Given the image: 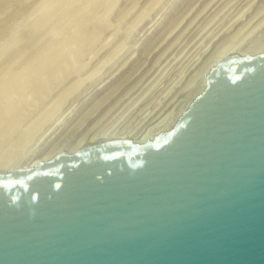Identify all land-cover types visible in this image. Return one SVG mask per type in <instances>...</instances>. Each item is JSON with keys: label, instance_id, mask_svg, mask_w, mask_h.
I'll return each instance as SVG.
<instances>
[{"label": "water", "instance_id": "obj_1", "mask_svg": "<svg viewBox=\"0 0 264 264\" xmlns=\"http://www.w3.org/2000/svg\"><path fill=\"white\" fill-rule=\"evenodd\" d=\"M0 264H264V52L152 140L0 172Z\"/></svg>", "mask_w": 264, "mask_h": 264}, {"label": "rangeland", "instance_id": "obj_2", "mask_svg": "<svg viewBox=\"0 0 264 264\" xmlns=\"http://www.w3.org/2000/svg\"><path fill=\"white\" fill-rule=\"evenodd\" d=\"M1 1H5V0H0V2ZM13 1H16V2L13 3ZM31 1L33 2V4ZM43 1L36 0L35 2V0H19V1L10 0L9 2L8 0V3L10 6L7 5V7L4 2H1L2 5L3 3L5 5L4 6L5 8H3L2 6L3 9L1 8V5H0V8L2 9L0 11V22H2L3 19L6 21L5 18L7 17L5 16H8V14L12 13L11 11L20 10L22 11V14H23L17 17L18 18L17 20L19 21L16 20V22H13L15 20L14 19L13 21H11L13 24L8 23L9 27L6 28L7 30L6 33L3 32L4 35L2 34V32H0L1 35H3V36L0 35L1 37L0 38L1 39L0 40V44H1L0 45V91H1V95H3L2 100H0V158H2V160L4 157L6 158L8 156V153L11 151H12L11 153L14 158L12 161H16V160L21 159L23 155L25 156L26 152L28 153L26 156H28L30 153L33 152V149H35L36 151L40 149L41 151H39V153H46L48 152V150L55 148L54 146L57 145L58 142L60 144V141L62 142V140L64 142L68 140L69 141L68 144L71 145V143L73 144L75 141L79 140V138H81L83 134H85L84 132H88L89 129H93V125L96 123L97 119H98L97 123H99L114 108H115L114 111L117 112L118 110L116 109H119L122 103L127 108L129 105L134 103L133 101H136L137 99L142 97L139 100V102L134 106V108L131 110V112L129 111L128 113H125L126 115H124V117L121 119L120 124L119 123L117 124L119 127V128L117 127V129H121V130H123L122 128H125V130L130 129L132 126H135V124L137 123L136 116L138 117V120H139L145 113H147L148 109H151L153 104H155L153 101L156 99L157 95L163 91V89L166 90V89H169V87L171 88L172 86L175 85L174 87H172L174 88L173 89L174 91L171 90V93H173V95L179 92L180 89L183 90L184 89L183 87L185 85L187 88L185 87L186 89L184 90L186 91L188 90L189 93L192 92L193 89L194 90L195 88L197 89L200 84L199 74L201 72L200 71L202 68L201 66H203L204 61L206 62L207 60H210L213 57L211 54H214L215 50L218 51L219 47L222 44L224 45V42L229 40L227 39V37L228 38L231 36L233 37V34L235 33V29L237 30L241 28L243 24L249 21L248 19L250 18H253L252 21L241 32V34L238 35L236 39L235 38L230 39V41L226 42L225 44L229 45L231 41L232 43H234L236 42L237 39H240L243 37L244 44L241 43L243 45L242 46L243 48L241 49H251L252 48V49L261 50V53L264 52L262 51L264 50V23L263 22L262 24L260 23L261 26H259L260 25L259 22H261L262 19H264V4H263L264 0H234L233 2H236V4H234V6L230 10H228L227 8V7H230V4L227 5V7H224L222 12L219 9H221L222 6L228 0L226 1L218 0V2L213 5L214 7L211 5L214 2V0H161L158 4H155L156 6H154V4L153 5L151 4L153 2L151 0H150L151 2L149 0H89L88 3H87L88 0H46L44 1V3ZM100 1L102 5L99 4ZM28 2L29 3L31 2V3L28 4ZM82 2L83 4L81 5ZM114 3L116 4L114 5ZM23 4L24 6L30 7L31 10L30 8L27 9V7L23 9L24 7ZM31 4L34 7L30 6ZM92 5H96V6H92ZM78 6H80V9L78 8L76 10ZM94 7L95 8L97 7V8L95 9ZM242 7L243 9H241ZM93 8L95 10H93ZM206 9L208 10L203 15L204 17L201 16L203 12L206 11ZM233 9L234 11L231 15L238 12L237 15L239 16V14L244 11L243 12L244 15L242 17L243 19L241 18L242 19L241 21L240 19H238V22L235 25H233L231 29L227 30L228 32L232 30L233 28L232 31L228 32L227 34L225 33L219 38L217 35L215 37L216 40L215 39L210 40L211 39L210 34H213L214 30L217 31V29H219L222 25H225L224 28H226L231 23V21L229 22V20L233 21L235 18L238 17L236 15L234 17H231V15H229ZM218 10H219V13L220 12L221 13L220 14L217 13L216 15V12H218ZM80 11H82L81 14H80ZM187 12L189 13L187 14ZM197 13L199 15H197ZM80 15L81 17H85L84 20L79 18ZM212 15L213 17L214 16L215 17L214 18L211 17ZM200 16H201V19L196 24V26H194L195 28L193 27L190 30L191 32H189L186 36H184L185 35L184 32L186 33L187 26L189 27L193 25L198 20V18H200ZM209 16L213 18V21L211 20ZM193 19L195 20L194 22H192ZM209 21H210L209 26H207V28H205L204 31H201L200 34L193 40L194 36L201 30L200 28H203L204 25H206L205 22L208 23ZM134 22H136L137 25ZM191 22L192 24L190 25ZM14 23L16 25H14ZM153 23L154 25L152 27L154 29H152V27L149 28L150 25H152ZM87 24H89V26ZM134 24L136 26H134ZM12 25L14 26L11 27ZM253 25L257 26L256 27L257 29H255L254 31L252 30L254 27ZM131 27H133L134 29ZM84 28L86 32L93 30V29H101L99 36L97 37V40L95 41V43L92 45L91 44L88 45V44H85L83 40L81 42V40H76V39L74 40L75 43H71V40H73V36H74L71 34H76L79 32L81 33V31L84 30ZM208 28H210V31L208 30L209 32L207 31L205 33L203 39L200 38L202 33H204ZM19 30L20 31L22 30L23 32L22 31L20 32ZM126 31L128 34L126 33ZM69 32H71V34H69ZM246 33L250 35L247 36ZM192 35L193 37L191 38ZM124 36L128 40H126ZM190 41L191 43H189ZM135 42H138L139 44ZM217 45H218V48L216 49ZM93 47L95 48V50L99 49V51L95 54L91 51ZM120 47L121 48L123 47L122 50ZM116 51H118L119 53H117ZM89 52L90 53L92 52V53L90 54ZM185 52H188L186 54V57L189 54H191L190 55L191 57H189L190 59L194 56L196 59L199 55H201L199 57L200 59L198 58L199 61L198 60L196 61L198 66L196 65L194 70L190 71V73L188 70L185 76H182L184 74L182 72H181L182 75L180 74V76H176L179 70H181V69H177L176 67L179 68L180 64L185 59V56H184V58L180 60V58ZM108 53L109 54L111 53L112 55L111 54L109 55ZM131 53H134V56L137 55L136 58L133 57V59H130L128 56L131 55ZM106 54H107V57H106ZM233 56L234 55L227 56L226 58L233 57ZM45 58L46 59L48 58L46 60L47 64H43L41 69L37 72L38 74L34 75V73L32 74L29 72L30 75L27 76L28 74L27 72L30 70L31 66L35 65L39 60L41 59L44 60ZM108 58H110V60L107 62L106 60ZM103 59H105L107 64L105 63V66L100 71L98 72L95 71L94 69L95 66H99L101 63H103L104 65L105 61ZM172 60H175V61H172ZM124 63L125 65H123ZM121 64L124 67L123 69L119 68V67H122ZM167 65L170 67L167 68ZM106 66H108L107 69H106ZM81 67L82 69L81 71L79 70L80 71L79 72L78 68H81ZM117 69H119L117 71L118 73L116 72ZM91 70L95 72L91 73ZM96 72L99 74L97 75ZM153 72H154V75L156 74L155 76L153 75ZM87 73L89 74V77L91 76L90 78H92L93 74L95 75L90 80V78L88 79ZM90 73L92 75H90ZM114 74H117V75L114 76ZM84 75L85 76L87 75L86 76L87 78L85 79L82 78V77H85ZM112 75L114 77H111L112 78L111 79L110 76ZM173 77L176 80H173ZM175 77H178V79H180L181 77L182 79L178 81V79ZM80 78H82L84 81L87 79L88 80L87 82L86 81L84 82ZM107 78L110 81H108L105 84L106 86L104 85L102 88L101 87L99 88L98 86H96V84L99 81H101L102 79H107ZM154 79L158 81L161 80V81L158 82L159 84L157 85L156 89L151 90V86L153 84L152 82L155 81ZM82 81L84 83H82ZM171 81L174 84L170 85L169 83H172ZM175 81L178 85L175 83ZM85 83L87 85H85ZM77 84H80L81 86L79 85V87L77 88L76 87ZM91 84L94 85L93 91L95 92H92L93 94L91 93L85 96V99H86L85 100L84 93L91 90V87L88 86ZM114 87L116 88V90ZM148 87L150 88L148 89ZM75 88H77V90H75L76 92L73 91ZM111 88L114 90H112ZM81 90H82V95L80 93L78 94V97H77L76 94L78 92H81ZM70 91L72 92L71 94H69L70 96H68L67 94L70 93ZM147 91H150V92L147 93ZM143 92H144V95L142 96ZM171 93H169V95ZM128 94H130V97L132 94L133 95L131 98L129 97L127 99L126 97L129 96ZM63 95L64 96L67 95V97H64ZM101 96L104 100L103 99L100 100ZM171 96L169 98H171ZM96 101H98L99 103ZM100 102L102 103L100 104ZM98 104L99 106H97ZM123 104H122V107L120 108L121 110L124 106ZM146 104L147 106H143ZM125 106H124V109H125ZM110 107L112 108V110ZM106 109L108 112L106 111ZM55 111H58V112L55 113ZM114 111L113 113H115ZM137 111L139 112L137 113ZM139 113L141 115L140 117H139ZM121 114H118V116ZM133 114L135 115L133 116ZM101 116L102 118H100ZM110 116L111 115H109V117ZM33 120H36V121H33ZM37 120L39 122H37ZM56 121L57 123L62 122V124L59 125L60 127L57 125ZM31 123L33 125H31ZM127 124H129L130 127ZM72 128L74 129V131ZM31 130H32V134L30 137H28L27 133L28 131H31ZM19 131H20V134H18ZM16 134L21 135L22 137L21 136L20 137L22 139L20 140L18 136L17 138L18 140H17ZM36 136L38 137L36 138ZM15 139L18 142L19 140L21 141L19 142L20 146L17 145V141H15ZM27 141H29L28 144H25ZM22 146H25V147L23 148ZM7 148L8 149L12 148L13 150L9 149V152H8ZM35 150L34 152H36ZM3 154L4 155L6 154V156H4ZM24 156L22 158H24ZM2 160L0 159V161Z\"/></svg>", "mask_w": 264, "mask_h": 264}, {"label": "bare ground", "instance_id": "obj_3", "mask_svg": "<svg viewBox=\"0 0 264 264\" xmlns=\"http://www.w3.org/2000/svg\"><path fill=\"white\" fill-rule=\"evenodd\" d=\"M19 1V0H18ZM39 1V0H38ZM43 1V0H42ZM44 1H46V0H44ZM44 1H43V3H44ZM150 1V0H149ZM151 1H153L151 4L153 5L154 4V6H156L155 4H158L161 0H151ZM150 1V2H151ZM219 1H221V0H219ZM226 1V0H225ZM224 1V2H225ZM234 0H228V1H226V3L222 6V8L221 9H219L221 12H222V10L224 9V7H227V5H229L230 4V7H227L228 8V10H230L233 6H234V4H236V2H233ZM1 2H4L5 4H6V7H7V5H9V3H8V0H5V1H1ZM0 2V5H1V8H2V6H3V8H5L4 6V3H3V5H2V3ZM8 4H7V3ZM9 2H10V0H9ZM14 2H16V1H13V3ZM26 2V1H25ZM32 2V1H31ZM30 2V3H31ZM35 2H36V0H35ZM86 2V1H85ZM89 2V0L87 1V3ZM150 2H148V3H150ZM218 2V0H214V2L211 4L212 6L215 4V3H217ZM233 2V3H232ZM238 2V1H237ZM29 2H28V4H30ZM92 3V2H91ZM148 3H147V5H148ZM232 3V4H231ZM250 3V2H249ZM10 4H12V3H10ZM32 4H33V2H32ZM32 4L30 5V6H32ZM37 4V3H36ZM42 4V3H41ZM41 4H39V5H41ZM46 4H47V2H46ZM83 4V2L81 3V5ZM99 4H101V1L99 2ZM116 3H114V5H115ZM146 4V3H145ZM210 4V3H209ZM264 4V3H263ZM38 5V4H37ZM78 5V4H77ZM98 5V4H97ZM102 5V4H101ZM146 5V6H147ZM197 5V4H196ZM206 5H207V3H206ZM205 5V6H206ZM248 5V4H247ZM246 5V6H247ZM256 5V4H255ZM10 6V5H9ZM23 6H24V4H23ZM22 6V7H23ZM29 6V5H28ZM36 6V5H35ZM43 6H44V4H43ZM85 6V5H84ZM91 6V5H90ZM92 6H96V5H92ZM146 6H145V8H146ZM150 6V5H149ZM154 6H152V7H154ZM241 6V5H240ZM261 6V5H260ZM25 7H27V6H24L23 7V9L25 8ZM32 7H34V6H32ZM40 7V6H39ZM46 7V6H45ZM89 7V6H88ZM143 7H144V5H143ZM151 7V8H152ZM207 7V6H206ZM214 7V6H213ZM0 8V11L3 9H1ZM11 8V7H10ZM28 8H30V7H27V9ZM37 8V7H36ZM72 8V7H71ZM80 9V6H78L77 8H76V10L77 9ZM95 8V7H94ZM93 8V10H95ZM150 8V9H151ZM194 8V7H193ZM204 8V7H203ZM211 8V7H210ZM246 8V7H245ZM19 9V8H18ZM26 9V10H27ZM209 9V8H208ZM208 9H206V11H204L203 12V14L201 15V16H203L206 12H207V10ZM212 9V8H211ZM237 9V8H236ZM240 9V8H239ZM241 9H243V7L241 8ZM25 10V11H26ZM30 10H31V8H30ZM86 10V9H85ZM152 10V9H151ZM167 10V9H166ZM210 10V9H209ZM219 10H218V12H216V15H217V13H219ZM227 10V11H228ZM260 10V9H259ZM24 11V12H25ZM34 11V10H33ZM233 11H234V9L230 12V14L229 15H231L232 13H233ZM239 11V10H238ZM247 11V10H246ZM10 12V11H9ZM12 13H10V14H8V16H5V17H7V18H5L6 19V21L3 19V21L2 22H0V32H2V34H3V32L4 33H6L7 32V30H6V28L7 27H9L8 26V23H11V24H13L11 21H13L14 19V21L13 22H16V20L18 19L17 17H19L20 15H23L22 14V11H20V10H16V11H11ZM23 12V13H24ZM27 12V11H26ZM25 12V13H26ZM81 12L82 11H80V14H81ZM129 12V11H128ZM127 12V13H128ZM147 12V11H146ZM149 12H150V10H149ZM220 12V13H221ZM244 12V11H243ZM243 12H241V13H243ZM29 13V12H28ZM27 13V14H28ZM77 13V12H76ZM76 13H75V15H76ZM140 13H142V12H140ZM165 13V12H164ZM189 12H187V14H188ZM200 13H202V12H200ZM219 13V14H220ZM240 13V14H241ZM146 14V13H145ZM212 14V13H211ZM215 14V13H214ZM238 14V12H236L235 14H233V15H231V17H234L235 15L236 16H238L237 15ZM239 14V16L237 17V18H235L233 21L232 20H229V22L231 21V23L226 27V28H224V26L225 25H222L219 29H217V31H213V34H208L209 36H210V40H212V39H215V37L218 35V38L219 37H221L222 35H224L225 33L227 34L228 32H230V31H232L233 30V28H232V30H230V31H228L227 32V30L228 29H231V27L233 26V25H235L237 22H238V19H240V21L243 19L242 17H243V15H244V13L243 14H241L240 15ZM125 15V14H124ZM140 15V14H139ZM147 15V14H146ZM195 15V14H194ZM197 15H199L198 13H197ZM84 16V15H83ZM143 16V15H142ZM186 16V15H185ZM201 16H200V18H198V20L193 24V25H191L192 24V22H194L195 20L193 19L192 20V22L190 23V25L191 26H187V28H186V33L184 32V36H186L189 32H191L190 30L194 27V26H196V24L199 22V20L201 19ZM220 16V15H219ZM224 16V15H223ZM77 17H78V15H77ZM137 17V16H136ZM145 17H147V16H145ZM145 17H143V18H145ZM188 17V16H187ZM204 17V16H203ZM210 17V16H209ZM211 17H213V15L211 16ZM210 17V18H211ZM215 17V16H214ZM213 17V18H214ZM225 17V16H224ZM229 17V16H228ZM3 18V17H2ZM24 18V17H23ZM79 18H81V19H83L84 20V18L85 17H81V15L79 16ZM78 18V19H79ZM124 18H125V16H124ZM139 18V17H138ZM142 18V17H141ZM208 18V17H207ZM213 18H211V20L213 21ZM226 18V17H225ZM230 18V17H229ZM242 18V19H241ZM196 19V18H195ZM219 19V18H218ZM251 19V20H250ZM250 19H248L249 21L247 22V23H245V24H243V26L241 27V28H239V29H235V33L233 34V37L231 36V37H227V39H229V40H227L226 42H228V41H230V39H233V38H235L236 39V37L238 36V35H240L241 34V32L248 26V24L252 21V19L253 18H250ZM135 20V19H134ZM137 20V19H136ZM140 20H142V19H140ZM209 20V19H208ZM207 20V21H208ZM210 20V21H211ZM5 21V22H4ZM17 21H19V20H17ZM80 21V20H79ZM191 21V20H190ZM204 21H206V20H204ZM210 21L207 23V22H205L206 23V25H204V27L203 28H200L201 30L194 36V38H193V40L200 34V32L201 31H204V29L205 28H207V26H209V23H210ZM239 21V22H240ZM81 22V21H80ZM262 22L264 23V19H262V21L261 22H259V24L261 23L262 24ZM18 23V22H17ZM21 23V22H20ZM106 23H108V22H106ZM131 23V22H130ZM134 23H136V22H134ZM155 23V22H154ZM154 23L152 24V25H150V27L149 28H151L153 25H154ZM218 23V22H217ZM111 24V23H110ZM178 24V23H177ZM179 24H180V22H179ZM257 24V23H256ZM258 24V25H259ZM261 24L259 25V26H261ZM14 25H16L15 23H14ZM14 25H12L11 27H13ZM20 25V24H19ZM88 26H89V24H87ZM101 25V24H100ZM130 25V24H129ZM136 25H137V23H136ZM135 24H134V26H136ZM75 26V25H74ZM133 26V27H134ZM156 26H157V24H156ZM201 26H203V25H201ZM213 26V25H212ZM217 26V25H216ZM238 26V25H237ZM254 26V25H253ZM17 27H18V25H17ZM16 27V28H17ZM112 27V26H111ZM115 27H117V26H115ZM133 27H131V28H133ZM215 27V26H214ZM218 27V26H217ZM235 27V26H234ZM240 27V26H239ZM255 27V28H254ZM253 27V31L255 30V29H257L256 27L257 26H254ZM30 28V27H29ZM80 28H82V27H80ZM135 28V27H134ZM133 28V29H134ZM175 28H177V27H175ZM195 28V27H194ZM5 29V30H4ZM128 29V28H127ZM152 29H154L153 27H152ZM169 29V28H168ZM167 29V30H168ZM215 29V28H214ZM8 30H9V28H8ZM82 30V29H81ZM197 30H199V29H197ZM210 31V28H208L204 33H202V35L200 36V38H202L203 39V37H204V35H205V33L207 32V31ZM248 30H249V28H248ZM12 31V30H11ZM17 31V30H16ZM20 31V30H19ZM22 31V30H21ZM20 31V32H21ZM75 31H77V30H75ZM79 31V30H78ZM83 31V32H82ZM81 31V33L79 32V33H76V34H71V32H69V34H71V35H74L73 36V40H71V43H75L74 42V40L76 39V40H81V42H82V40L84 41V43L85 44H88V45H92V44H94L95 43V41L97 40V37L99 36V33H100V31H101V29H93V30H90V31H88V32H86L85 31V28H84V30H82ZM124 31V30H123ZM130 31V30H129ZM149 31V30H148ZM153 31V30H152ZM174 31V30H173ZM172 31V32H173ZM208 31V32H209ZM247 31V30H246ZM250 31H251V29H250ZM249 31V32H250ZM9 32V31H8ZM15 32V31H14ZM23 32V31H22ZM11 33V32H10ZM122 33H124V32H122ZM126 33H127V31H126ZM125 33V34H126ZM245 33V32H244ZM251 33V32H250ZM253 33V32H252ZM20 34V33H19ZM128 34V33H127ZM247 34V33H246ZM0 35H1V33H0ZM4 35V34H3ZM3 35H1V36H3ZM8 35V34H7ZM167 35H169V34H167ZM243 35H245V34H243ZM242 35V36H243ZM250 35V34H249ZM248 34H247V36H249ZM69 36V35H68ZM241 36V37H242ZM125 37V36H124ZM129 37V36H128ZM167 37V36H166ZM193 37V35L191 36V38ZM246 37V36H245ZM1 38V37H0ZM118 38H119V36H118ZM126 38V37H125ZM125 38H123V39H125ZM169 38V37H168ZM182 38V37H181ZM181 38H179V39H181ZM206 38V37H205ZM178 39V40H179ZM241 39V40H240ZM240 39H237L236 40V42H234V43H232V41H231V43L229 44V45H226L225 43L226 42H224V45L222 44L220 47H219V50L217 51V50H215V51H217V52H219V53H217V52H215L214 51V54H211L210 56L212 57L210 60H207L206 62L204 61V64H203V66H201V67H199V68H201V72H200V84H199V87L196 89L195 88V90L193 89V91L192 92H188V90L186 91V90H184V89H186L187 87H186V85L183 87L184 89L183 90H181L180 89V91L179 92H177V91H175V92H177L175 95H173V93H171V90H173L174 88H172V87H174V86H172L171 88L169 87V89H163V91L162 92H160L158 95H157V93H156V95H157V97H156V99L153 101L155 104H153V106L151 107V109H148V112L147 113H145L139 120H138V117L136 116V124H135V126H132L130 129H128L130 126H129V124H127L128 126V128H126V129H128V130H125V128H122L123 130H121V129H117V127H118V123L120 124V121H121V119L124 117V115H126L125 113H128L129 111L131 112V110L134 108V106L139 102V100L142 98V97H140L139 99H137L136 101H133L134 103H132L131 105H129L127 108H126V106H125V109H124V106H123V108H122V110L120 109L121 107H122V104L120 105L121 107L119 108V109H116V110H118L117 112H115L114 111V109L112 110V108H111V112H109V114L101 121V122H99V123H97L98 122V119H97V121H96V123L93 125V129H89L88 130V132H84L85 134H83V136L81 137V138H79V140H77V141H75L73 144L71 143V145H69L68 144V140L66 141V142H64L63 140H62V142L60 141V144H59V142H58V146L57 145H55L54 147L55 148H53V149H50V150H48V152H46V153H39V151H41L40 149L38 150V151H36L35 149H33V152L32 153H30L28 156H26L28 153L26 152V155L24 156V158H22L21 157V159H19V160H16V161H12L14 158H13V155H12V151L11 152H9V149H12V148H7V150H8V156L4 159L3 158V160H2V158H0L2 161H0V172H9V171H15V170H21V169H26V168H29V167H32V166H34V165H37V164H39V163H41V162H44V161H46V160H48V159H50V158H52L53 156H55V155H57V154H63V153H73V152H75L80 146H82L83 144H88V143H96V142H103V141H113V140H128V141H131V142H134V143H144L147 139L148 140H152L157 134H159V133H161V132H164V131H166V130H168V129H170L173 125H174V123L177 121V119H178V117L186 110V108L189 106V104L191 103V101L204 89V87H205V76H206V74H207V72L211 69V67H213L215 64H217L219 61H221V60H223V59H225L227 56H232V55H234V56H246V55H255V54H258V53H261V50H257V49H241V48H243L242 46V44L241 43H243L244 44V38L242 37V38H240ZM1 40V39H0ZM3 40V39H2ZM7 40V39H6ZM126 40H128L127 38H126ZM184 40V39H183ZM201 40V39H200ZM208 40V39H207ZM216 40V39H215ZM4 41V40H3ZM8 41V40H7ZM223 41H225V40H223ZM237 41H239V42H237ZM5 42V41H4ZM122 42H124V41H122ZM121 42V43H122ZM207 42V41H206ZM210 42V41H209ZM127 43V42H126ZM135 43H138V42H135ZM176 43V42H175ZM189 43H191V41L189 42ZM188 43V44H189ZM125 44V43H124ZM124 44H123V46H124ZM139 44V43H138ZM220 44H221V42H220ZM1 45V44H0ZM96 45V44H95ZM128 45V44H127ZM200 45V44H199ZM202 45V44H201ZM205 45V44H204ZM61 46V45H60ZM120 46V45H119ZM173 46V45H172ZM188 46V45H187ZM198 46V45H197ZM2 47V46H1ZM107 47V46H106ZM201 47V46H200ZM121 48V47H120ZM123 48V47H122ZM122 48H121V50H122ZM183 48V47H182ZM186 48V47H185ZM218 48V45L216 46V49ZM119 49V48H118ZM204 49V48H203ZM117 50V49H116ZM173 50H174V48H173ZM180 50V49H179ZM182 50H184V49H182ZM197 50V49H196ZM94 54L95 53H97L98 51H99V49H96L95 50V48L93 47V49L91 50ZM129 51V50H128ZM194 51V50H193ZM204 51H206V50H204ZM203 51V52H204ZM262 51H264V50H262ZM70 52V51H69ZM91 52V53H92ZM110 52V51H109ZM117 53H119L118 51H116ZM183 52V51H182ZM181 52V53H182ZM199 52V51H198ZM90 53V52H89ZM90 53V54H91ZM135 53V52H134ZM134 53H131V55H129L128 57L130 58V59H133V57H135L136 58V56H134ZM138 53V52H137ZM179 53V52H178ZM188 52H185L183 55H182V57L180 58V60H182L183 58H184V56H185V59L182 61V63L180 64V67H182V68H178V67H176L177 69H181V70H179V72L178 71H176V72H178V74H176V76H180V74H181V72L182 73H184L182 76H185L186 75V72L189 70V73H190V71H192V70H194V68L196 67V65H197V63H196V61L198 60V58L201 56V55H199L196 59H195V56L194 57H192L191 59L189 58V57H191L190 55L191 54H189L187 57H186V54H187ZM211 53H213V52H211ZM109 54V53H108ZM111 54V53H110ZM109 54V55H110ZM201 54V53H200ZM232 54V55H231ZM86 55H87V53H86ZM93 55V54H92ZM112 55V54H111ZM173 55V54H172ZM106 57H107V54H106ZM110 57V56H109ZM176 57V56H175ZM105 58V57H104ZM128 58V59H129ZM177 58V57H176ZM48 59V58H47ZM46 58L43 60V59H41V60H39L35 65H33V66H31V68H30V70L27 72L28 74H27V76H29L30 75V73H34V75H36V74H38L37 72L41 69V67L43 66V64H47L46 63V60H47ZM127 59V60H128ZM129 59V60H130ZM200 59V58H199ZM206 59H208V58H206ZM104 61H105V59H103ZM110 60V58H108L106 61L108 62ZM126 60V61H127ZM106 61L104 62V65H103V63H99L100 65L99 66H95V71H100L104 66H105V63H106ZM125 61V62H126ZM166 61V60H165ZM172 61H175V60H172ZM199 61V60H198ZM201 62V61H200ZM173 63V62H172ZM177 63V62H176ZM107 64V63H106ZM131 64V63H130ZM74 65H75V63H74ZM73 65V66H74ZM123 65H125V63L123 64ZM123 65L121 64V66L122 67H119L120 69H123L124 67H123ZM162 65V64H161ZM183 65V66H182ZM86 66V65H85ZM176 66H177V64H176ZM198 66V65H197ZM107 67L108 66H106V69H107ZM168 67H170V66H168L167 65V68ZM75 68V67H74ZM85 68V67H84ZM81 69H82V67L81 68H78V71L80 70L81 71ZM176 69V70H177ZM93 70V69H92ZM91 70V73H93V72H95V71H92ZM119 69H117L116 70V72L118 71ZM79 71V72H80ZM164 71V70H163ZM30 72V73H29ZM78 72V73H79ZM96 72V74L98 75L99 73H97ZM156 72V71H155ZM198 72V73H199ZM90 73V75H92ZM118 73V72H117ZM174 73V72H173ZM193 73H194V71H193ZM63 74V73H62ZM88 74V73H87ZM119 74H120V72H119ZM160 74H162V73H160ZM74 75V74H73ZM76 75V74H75ZM95 74H93L92 75V78H93V76H94ZM115 75H117V74H114V76ZM153 75H154V72H153ZM156 75V74H155ZM154 75V76H155ZM169 75V74H168ZM191 75V74H190ZM190 75H188V76H190ZM26 76V77H27ZM85 76V75H84ZM87 76V75H86ZM82 77V78H87V77ZM109 76V75H108ZM113 75L112 76H110V78L111 77H114ZM91 77V76H90ZM89 77V74H88V79L90 78ZM104 77V76H103ZM171 77V76H170ZM192 77V76H191ZM198 77V76H197ZM79 78V77H78ZM82 78H80V79H82ZM92 78H90V80L92 79ZM128 78V77H127ZM163 78V77H162ZM175 78H177L178 79V77H175ZM87 79V80H88ZM112 79V78H111ZM150 79V78H149ZM171 79V78H170ZM180 79H182L181 77H180ZM180 79H178V81H180ZM194 79H196V78H194ZM79 80V79H78ZM83 80V79H82ZM87 80H85L86 82H87ZM151 80V79H150ZM149 80V81H150ZM155 80V79H154ZM153 80V81H154ZM173 80H176V79H174V77H173ZM172 80V81H173ZM80 81V80H79ZM84 81V80H83ZM82 81V83H84ZM108 81H110V80H108V78L107 79H102L101 81H99L97 84H96V86H98L99 88L101 87H103ZM114 81V80H113ZM159 81H161V80H159ZM158 80H155L154 82H152L153 84H152V86H151V90L153 89H156V87H157V85L159 84L158 82H159ZM171 81V82H172ZM177 81V82H178ZM192 81V80H191ZM147 82V81H146ZM151 82V81H150ZM150 82H148V83H150ZM167 82H169V81H167ZM189 82V81H188ZM78 83V82H77ZM90 83V82H89ZM175 83H176V81H175ZM81 84V83H80ZM80 84H77L76 85V87L78 88L79 87V85ZM120 84V83H119ZM125 84V83H124ZM143 84V83H142ZM146 84V83H145ZM170 85L171 84H174L173 82L172 83H169ZM177 84V83H176ZM82 85V84H81ZM80 85V86H81ZM85 85H87L86 83H85ZM151 85V84H150ZM178 85V84H177ZM189 85V84H188ZM187 85V86H188ZM89 87H91V90H89V91H87V92H85L84 93V99H85V96H87V95H89V94H91L92 92H95V91H93V89H94V85H88ZM106 86V85H105ZM167 86V85H166ZM181 86V85H180ZM116 87V86H115ZM114 87V88H115ZM186 87V88H185ZM70 88V87H69ZM72 88V87H71ZM77 88H75L73 91L74 92H76L75 90H77ZM133 88V87H132ZM137 88V87H136ZM150 87H148V89H149ZM87 89V88H86ZM88 89H90V88H88ZM112 89V88H111ZM110 89V90H111ZM145 89H147V88H145ZM177 89V88H176ZM71 90V89H70ZM83 90V89H82ZM82 90H81V92H78L76 95H77V97H78V94H80L81 93V95H82ZM112 90H114V89H112ZM115 90H116V88H115ZM130 90V89H129ZM135 90V89H134ZM190 90V89H189ZM69 91V90H68ZM106 91H108V90H106ZM174 91V90H173ZM62 92V91H61ZM71 92L72 91H70V93H68L67 95L68 96H70L69 94H71ZM84 92V91H83ZM134 92V91H133ZM148 92H150V91H147V93ZM152 92V91H151ZM188 94H187V93ZM63 93V92H62ZM99 93V92H98ZM126 93V92H125ZM137 93V92H136ZM169 93H171L170 95H169ZM186 93V94H185ZM59 94V93H58ZM93 94V93H92ZM109 94V93H108ZM67 95L66 96H64V97H67ZM110 95V94H109ZM129 96H127V95H125V96H127L126 98L128 99L129 97H130V94H128ZM133 95V94H132ZM132 95H131V97H132ZM135 95V94H134ZM144 95V92H143V94H142V96ZM152 95V94H151ZM155 95V94H154ZM172 95V96H171ZM2 96L3 95H1V91H0V100H2ZM58 96V95H57ZM72 96V95H71ZM96 96V95H95ZM103 96H104V94H103ZM124 96V95H123ZM137 96V95H136ZM141 96V95H140ZM171 96V98H169ZM75 97V96H74ZM82 97V96H81ZM130 97V98H131ZM152 97H154V96H152ZM58 98V97H57ZM80 98V97H79ZM89 98V97H88ZM121 98V97H120ZM125 98V99H126ZM72 99V98H71ZM91 99V98H90ZM103 98H102V96H101V99L100 100H102ZM126 99V100H127ZM151 99V98H150ZM153 99V98H152ZM67 100V99H66ZM79 100V99H78ZM86 100V99H85ZM98 100V99H97ZM104 100V99H103ZM125 100V101H126ZM130 100V99H129ZM128 100V101H129ZM132 100H133V98H132ZM71 101V100H70ZM80 101V100H79ZM99 101V100H98ZM98 101H96V102H98ZM131 101V100H130ZM151 101V100H150ZM64 102V101H63ZM103 102V101H102ZM102 102H100V104L102 103ZM116 102H117V100H116ZM115 102V103H116ZM124 102V101H123ZM127 102V101H126ZM71 103V102H70ZM85 103V102H84ZM99 103V102H98ZM131 103V102H130ZM149 103V102H148ZM147 103V104H148ZM19 104V103H18ZM113 104H114V102H113ZM147 104L146 105H143V106H147ZM70 105V104H69ZM68 105V106H69ZM110 105H112V104H110ZM55 106V105H54ZM53 106V107H54ZM93 106V105H92ZM91 106V107H92ZM97 106H99V104L97 105ZM56 107V106H55ZM149 107V106H148ZM144 108V107H143ZM146 108V107H145ZM150 108V107H149ZM54 109V108H53ZM140 109V108H139ZM142 109V108H141ZM147 109V108H146ZM52 110V109H51ZM58 110V109H57ZM93 110V109H92ZM109 110V109H108ZM136 110V109H135ZM59 111V110H58ZM58 111H55V113H57ZM76 111V110H75ZM79 111V110H78ZM89 111V110H88ZM91 111V110H90ZM94 111V110H93ZM106 111H107V109H106ZM113 111L115 112V113H113ZM142 111V110H141ZM145 111V110H144ZM50 112V111H49ZM108 112V111H107ZM123 112V113H122ZM139 111H137V113H138ZM143 112V111H142ZM71 113V112H70ZM87 113V112H86ZM92 113V112H91ZM90 113V114H91ZM122 113V114H121ZM136 113V114H137ZM52 114V113H51ZM50 114V115H51ZM89 114V113H88ZM118 114H121V115H119L118 116ZM142 114V113H141ZM54 115V114H53ZM68 115V114H67ZM66 115V116H67ZM95 115V114H94ZM103 115V114H102ZM109 115H111L110 117H109ZM135 114H133V116H134ZM73 116H74V114H73ZM88 116V115H87ZM93 116V115H92ZM118 116V117H117ZM141 115H140V113H139V117H140ZM50 117H52V116H50ZM85 117V116H84ZM109 117V118H108ZM117 117V118H116ZM100 118H102V116L100 117ZM99 118V119H100ZM108 118V119H107ZM59 119V118H58ZM83 119V118H82ZM126 119V118H125ZM60 120V119H59ZM59 120H57V121H59ZM85 120V119H84ZM33 121H36V120H33ZM57 121H56V123H57ZM63 121H64V119H63ZM66 121V120H65ZM94 121V122H95ZM37 122H39L38 120H37ZM79 122V121H78ZM84 122V121H83ZM93 122V123H94ZM132 122H133V120H132ZM65 123V122H64ZM82 123V122H81ZM80 123V124H81ZM92 123V124H93ZM62 124V122H58L57 123V125L59 126V125H61ZM31 125H33L32 123H31ZM30 125V126H31ZM37 125H39V124H37ZM50 125V124H49ZM126 125V124H125ZM124 125V126H125ZM53 126V125H52ZM60 127V126H59ZM75 127V126H74ZM92 127V126H91ZM122 127H123V125H122ZM76 128V127H75ZM119 128V127H118ZM50 129V128H49ZM58 129V128H57ZM56 129V130H57ZM62 129H63V127H62ZM73 129V128H72ZM59 130V129H58ZM22 131V130H21ZM35 131V130H34ZM33 131V132H34ZM48 131V130H47ZM73 131H74V129H73ZM86 131V130H85ZM50 132H52V131H50ZM54 132V131H53ZM61 132V131H60ZM37 133V132H36ZM41 133V132H40ZM39 133V134H40ZM47 133V132H46ZM18 134H20V131H19V133ZM18 134H16L17 135V137H16V139L18 138V136H19V138H20V140L22 139L21 137V135H18ZM31 134H32V130L31 131H28V133H27V136L28 137H30L31 136ZM42 134V133H41ZM48 134V133H47ZM15 135V136H16ZM36 135V134H35ZM44 135H46V134H44ZM51 135H53V134H51ZM21 136V137H20ZM39 136V135H38ZM38 136H36V138L38 137ZM55 136V135H54ZM69 136V135H68ZM44 137V136H43ZM47 137H49V136H47ZM63 138V137H62ZM15 139V141H17ZM25 139V138H24ZM30 139H32V138H30ZM42 139V138H41ZM40 139V140H41ZM64 139H66V138H64ZM19 140V142H21ZM39 140V141H40ZM47 140V139H46ZM14 141V142H15ZM31 141V140H30ZM42 141V140H41ZM18 141H17V145H19L20 146V143H19ZM28 142L29 141H27L25 144H28ZM16 143V142H15ZM19 143V144H18ZM45 143H46V141H45ZM41 144V143H40ZM12 145V144H11ZM15 146V145H14ZM13 146V147H14ZM23 148L25 147V146H22ZM32 149V148H31ZM13 150V149H12ZM34 150L36 151V152H34ZM24 151V150H23ZM22 154V153H21ZM4 155V154H3ZM4 156H6V154L4 155ZM18 156V155H17ZM2 157V156H1ZM20 157V156H19ZM12 161V162H11Z\"/></svg>", "mask_w": 264, "mask_h": 264}]
</instances>
